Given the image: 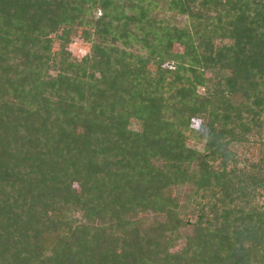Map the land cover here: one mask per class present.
Masks as SVG:
<instances>
[{"label":"trees","instance_id":"1","mask_svg":"<svg viewBox=\"0 0 264 264\" xmlns=\"http://www.w3.org/2000/svg\"><path fill=\"white\" fill-rule=\"evenodd\" d=\"M0 264H264V0H0Z\"/></svg>","mask_w":264,"mask_h":264},{"label":"rangeland","instance_id":"2","mask_svg":"<svg viewBox=\"0 0 264 264\" xmlns=\"http://www.w3.org/2000/svg\"><path fill=\"white\" fill-rule=\"evenodd\" d=\"M70 38H71V43L68 45V49L70 50L71 54L76 58L80 59L87 51L89 48L88 43L85 41H81L79 37V31L77 29H72L70 32ZM58 46V44H55V48ZM174 49L178 50L179 47L176 45L174 46ZM195 124V123H194ZM197 124V123H196ZM251 156H254L257 154V148H253L251 150ZM184 243L183 239H180L176 244H175V249H178L182 244Z\"/></svg>","mask_w":264,"mask_h":264}]
</instances>
